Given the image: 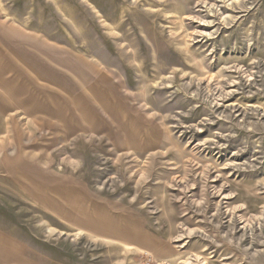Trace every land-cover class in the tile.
Returning <instances> with one entry per match:
<instances>
[{"label": "rangeland", "instance_id": "obj_1", "mask_svg": "<svg viewBox=\"0 0 264 264\" xmlns=\"http://www.w3.org/2000/svg\"><path fill=\"white\" fill-rule=\"evenodd\" d=\"M0 264H264V0H0Z\"/></svg>", "mask_w": 264, "mask_h": 264}]
</instances>
